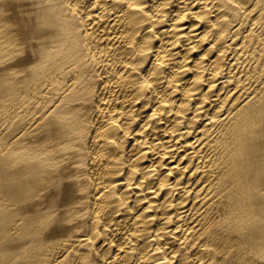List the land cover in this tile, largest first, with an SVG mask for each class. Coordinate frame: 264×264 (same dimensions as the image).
Wrapping results in <instances>:
<instances>
[{
    "label": "bare ground",
    "instance_id": "6f19581e",
    "mask_svg": "<svg viewBox=\"0 0 264 264\" xmlns=\"http://www.w3.org/2000/svg\"><path fill=\"white\" fill-rule=\"evenodd\" d=\"M0 264H264V0H0Z\"/></svg>",
    "mask_w": 264,
    "mask_h": 264
}]
</instances>
